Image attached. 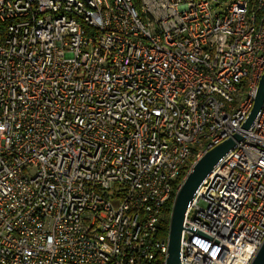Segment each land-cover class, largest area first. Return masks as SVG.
Masks as SVG:
<instances>
[{
	"label": "built area",
	"instance_id": "1",
	"mask_svg": "<svg viewBox=\"0 0 264 264\" xmlns=\"http://www.w3.org/2000/svg\"><path fill=\"white\" fill-rule=\"evenodd\" d=\"M0 24V264H165L176 179L236 133L187 204L179 264H249L264 0H0Z\"/></svg>",
	"mask_w": 264,
	"mask_h": 264
},
{
	"label": "water",
	"instance_id": "2",
	"mask_svg": "<svg viewBox=\"0 0 264 264\" xmlns=\"http://www.w3.org/2000/svg\"><path fill=\"white\" fill-rule=\"evenodd\" d=\"M263 98L264 70L258 80L252 107L246 120L241 124L242 128L249 127L260 108ZM240 138L241 135L236 133L233 137L225 138L221 142L213 145L192 162L190 169L182 178L179 187L174 194L171 205L167 230V255L165 258V264H179V238L182 230V221L187 204L191 200L194 191L217 160L231 149L234 146L235 141H238ZM249 264H264V238L252 256Z\"/></svg>",
	"mask_w": 264,
	"mask_h": 264
},
{
	"label": "trees",
	"instance_id": "3",
	"mask_svg": "<svg viewBox=\"0 0 264 264\" xmlns=\"http://www.w3.org/2000/svg\"><path fill=\"white\" fill-rule=\"evenodd\" d=\"M0 28H3L2 24H0ZM192 159L190 160V163H191ZM188 169H189V166H188ZM183 175H185V171L182 172V175L178 179H176V181H175L176 184H179L181 182ZM173 197L174 196L172 194L164 205V218L160 222V228L164 234L168 230L169 217H170V211H171V205H172Z\"/></svg>",
	"mask_w": 264,
	"mask_h": 264
},
{
	"label": "rangeland",
	"instance_id": "4",
	"mask_svg": "<svg viewBox=\"0 0 264 264\" xmlns=\"http://www.w3.org/2000/svg\"><path fill=\"white\" fill-rule=\"evenodd\" d=\"M190 169V168H189ZM167 233V231L165 232V234Z\"/></svg>",
	"mask_w": 264,
	"mask_h": 264
}]
</instances>
